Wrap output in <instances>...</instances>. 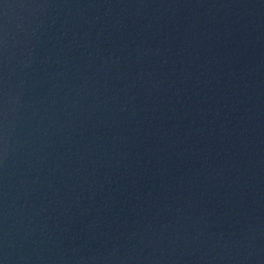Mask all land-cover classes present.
I'll return each instance as SVG.
<instances>
[{"label": "water", "instance_id": "obj_1", "mask_svg": "<svg viewBox=\"0 0 264 264\" xmlns=\"http://www.w3.org/2000/svg\"><path fill=\"white\" fill-rule=\"evenodd\" d=\"M0 264H264V0H0Z\"/></svg>", "mask_w": 264, "mask_h": 264}]
</instances>
